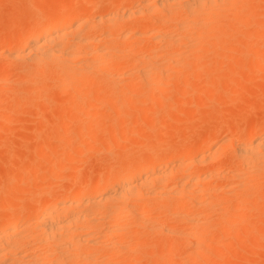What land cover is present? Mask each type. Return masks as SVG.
Returning a JSON list of instances; mask_svg holds the SVG:
<instances>
[{
  "label": "bare ground",
  "instance_id": "6f19581e",
  "mask_svg": "<svg viewBox=\"0 0 264 264\" xmlns=\"http://www.w3.org/2000/svg\"><path fill=\"white\" fill-rule=\"evenodd\" d=\"M137 1L139 0H69L68 3L58 5L51 3L52 1L47 3L49 9L44 11V7V12L41 11L40 16L35 17L31 24L28 23L29 27L22 35L0 43L3 60L13 61L15 64L13 69L5 68L4 76L0 78V88H12V98L15 97L16 102L24 104L26 101H19L18 91L22 88L31 93L40 90L35 86L31 89L27 86L30 87L31 82L39 81L44 75L50 76L41 86L43 91L53 86L58 93L56 99L61 101L68 98V108L77 113L73 118L60 110L57 124L66 125V133L72 126L78 125L86 138L89 135V125L93 122L91 118L107 116L108 112L104 111L107 107L116 109L117 106L118 112L116 110L113 116L107 118L116 124L128 115L126 109L135 108L142 97L148 100L144 107L146 111L158 102L163 105L164 99L160 101L159 97L175 89L177 80L191 70L190 75L184 79L186 90L192 83L190 79L195 76L194 73L206 70L202 59L208 52L211 53L209 46L214 41L209 39L214 37L222 46L225 43L232 46L237 27L240 28L239 25L252 18L258 9L264 8V3L251 0ZM38 3L35 1L33 4L36 6ZM245 16L248 19L245 20ZM263 23L264 21L260 24L262 28ZM221 34L223 39L218 37ZM255 35L257 38V34ZM253 36L254 34L252 38ZM263 37L258 38L262 40ZM258 38L255 39L254 36L250 45L253 41L255 44L259 42ZM240 43L244 44L239 41V45ZM225 49L224 46L212 58L220 57ZM261 52L263 51L255 52L258 60L264 58V52ZM230 59L233 61L234 56ZM228 67L227 62H220V66L214 68L212 74H237ZM250 69L258 70L259 64H254ZM12 71L13 74L26 78L27 86L21 85L19 81L9 80ZM208 85L212 87L213 83ZM225 86L233 88L232 83H226ZM184 90L180 93L183 99L186 95ZM93 92L98 96L94 99L91 97V100L87 96ZM88 98L91 101H87ZM183 99H178V102H185ZM7 100L0 99V104L3 105ZM176 101L174 104H179ZM182 102L181 107L185 104ZM174 104L172 107L175 110L171 105L168 106L170 113L166 111L168 108L164 110L165 105L159 107L161 111L164 110L163 113L166 111L171 116L179 108ZM17 106L15 111L18 110ZM140 115L141 111L137 115H131V119L135 120L134 117ZM143 117L140 116L144 120L141 121L145 122ZM129 119L124 122H131ZM161 119L166 120V116ZM2 120L3 116L0 115V122ZM123 120L120 122L124 124ZM39 121L43 124L41 118ZM150 128L149 123L145 130ZM220 130L219 127L213 130L214 136L212 134L210 144H206L207 138H204L195 145H182L181 149L175 147L177 150L172 148L165 151L167 158L159 154L164 149L160 150V145H155V151L152 150L150 140L154 138L149 133L150 130L146 131L151 136L144 138L147 142L141 143V149L146 146L148 148L143 151H147L151 147L152 153L147 152L148 155L131 161L130 158L127 159L129 154H137L141 149L137 148L138 152L130 150L128 155L123 154L127 160L120 157L118 164L109 168L107 166L102 176L92 183L80 182L73 175L74 180L70 185L55 192L48 191L51 179H39L43 182L36 181L38 185H32L34 190L28 189L33 191L32 195H28L31 197L28 205V200L21 198L27 195H19L24 194L21 190V193L17 192L20 197L17 194L12 197L13 194H10L11 200L8 201L9 194L5 195L6 192L3 191L6 188L2 189L0 264H138L143 258H147L149 262H157L160 260L157 256L154 255L156 258L152 260V254L147 253L157 246L165 249L163 264H170L171 252L175 248L179 247V251L180 247L186 249L184 253L181 249L183 254L180 255L186 253L180 259L185 263L188 256L202 253V247L210 249L211 241L214 240L210 238V234L209 237L202 232L207 225L214 222L221 231L215 228L221 233H230L235 229L234 220L232 221L234 217L245 219L248 214L264 212V189L259 184L264 177V119L252 126L231 151H228V140L218 146L213 141ZM113 132L118 131L114 128L112 134ZM163 135L162 130L159 136ZM189 139L187 138L188 141ZM155 141L156 139L154 144ZM219 148L222 152H233L230 159L238 167L220 174L216 172V164L205 166V160L197 157L200 152H218ZM72 150L65 146L59 152L63 154ZM37 154L41 157L43 155L40 150ZM60 159L61 162L64 157L61 156ZM49 161L47 163L50 165H43V170L48 168L49 171L57 172L59 164L63 163L52 162L54 159ZM26 168H22V180L16 178L13 179L14 182H27L24 179L27 177L28 180L30 169L25 171ZM228 206L233 209H228ZM224 242L219 241L220 244Z\"/></svg>",
  "mask_w": 264,
  "mask_h": 264
},
{
  "label": "rangeland",
  "instance_id": "374dc122",
  "mask_svg": "<svg viewBox=\"0 0 264 264\" xmlns=\"http://www.w3.org/2000/svg\"><path fill=\"white\" fill-rule=\"evenodd\" d=\"M35 1L37 3L39 2L36 6H34L35 4H33ZM35 1L34 0H0V43L2 41H7V40L10 41L16 37H19V35H22V33H24L23 31H26L27 28L29 27L28 23L30 22L32 23L35 20V17L40 16L39 14L41 11L44 12L47 9H49L47 6L49 2L52 1L51 3L58 5L60 3H68L69 0H39V1L35 0ZM99 1L103 2L105 0H99ZM128 1L136 2V0H128ZM251 1L252 2L258 1L260 3H264V0H251ZM44 7L46 9H44ZM42 9H44V11ZM245 10L246 9H244V11ZM244 19L246 20L248 18L245 16ZM263 19H264V8H260L256 11V14L252 18L244 21L243 25H239L240 28L237 27L234 34L235 41L233 39L231 42L232 46H227L226 44L228 43H225V45L222 46L221 43H220L221 45L219 44V40L214 37L209 39L211 41H213L214 39V41L212 42L213 44L209 46V50L211 53L208 52L206 56H204V58L202 59V63L203 64L205 63L206 70L200 72L199 74H195L196 72L194 73L195 76L190 79L192 83L188 86L189 89L186 87V90H184V85H185L184 79H186L187 76L190 75L191 70H189L188 74L183 75V77L180 78L181 80L180 79L177 80L178 84H176L175 89L169 90L162 97L161 96L159 97V99L161 98L160 101L164 99V102L163 101L162 102L163 105L165 106L161 105L160 102H158L157 104H155L156 106L154 105L150 108L149 111H146L144 107L146 106L148 100L145 97L140 98V101L135 108L126 109V113L128 112V115L127 116L125 115L126 119L124 118V120L123 119L120 120L121 122L122 120L124 122L125 120L129 119L130 116L129 120H131V122L133 121L132 123L134 124H132L130 121H126L124 122V124L119 121V123L114 124L112 123V120L111 121L107 120L108 116L110 118V115L113 116L116 113L115 112L116 110L118 112L116 105H115L116 109L115 107L114 108L107 107V109H104V111L110 113L109 115L107 113V116H103L104 118L100 116L102 118L94 117L95 119L94 118H91L92 120L90 119L93 122L90 121L92 124L90 123L89 125L90 126V128L88 129L89 132H87V135L88 134L89 135L86 136V138H85V134L83 135L81 132L83 129H81V127H79L78 125L72 126L70 131L66 133V125H61L59 123L57 124L56 121L58 120L60 110H64L66 115L71 116L73 118L76 117L77 113L76 111L74 110L72 111L71 109L68 108V104H66L68 102L66 101L68 98L66 99L65 97V99L61 100L62 102L56 99L58 98L57 95L58 93L55 90L56 88H53V86L46 89L47 91L45 89L43 91L41 86L44 85L43 83H45L47 77L50 78V76L47 77L45 75L42 76V79L40 78L39 81L31 82L32 85L29 87L25 85L26 78L22 76H17L13 74L12 71L9 75V80L12 81L14 80L13 82L19 81L21 85L23 86L25 85L29 89L35 86L40 90H36L31 93L28 92L26 89L24 90L23 88L20 89L21 91L20 90H19L20 92L18 91L19 93L18 95L20 97L19 101L21 100L26 101L24 102V104H21L18 103V101L16 102L15 97L12 98L13 97L12 96L13 94H11V91L13 92L12 88L11 90L8 87L0 88V99H4V100L8 99L6 103H4L3 105L0 104V115L3 116V120L2 122H0V191L2 189L5 190L4 188H6V191L3 190L2 191L4 193L5 192L7 193V194L5 193V195L9 194L8 196L10 198L7 199L8 201L9 199L11 200L10 194L11 195L13 194L12 195L13 197L15 194L18 195L19 193L24 192V194L22 195L19 194V195L20 196L27 195L25 196L26 198L25 197H21V198L28 200L26 201V203L27 202L30 203L29 201L31 197H28V195L29 194L32 195L33 191L29 190L30 191L29 192L28 189L32 188V190H34V187L36 186L35 184L38 185V183L43 182L40 181L42 180V178L43 179L47 178L52 180L50 187H48L49 188L48 191H52V192L59 191L61 187L70 185V183H72L74 179L80 180V182L82 180V182L92 183L94 180H97L99 179V177L102 176V173H104V171L107 169V166L109 168L112 167L113 164L115 163L118 164L120 162L119 159L121 160L120 157H124V159H126L125 156L128 155L127 153L131 152L130 150H136L137 148H138L137 150L141 149L142 148L141 145L147 142L145 139H148L151 135L152 138H154V140L156 139L155 141L156 144H154V140L152 138H151L152 140H150V144L152 145V150L155 151L154 150L156 148L155 145H157V147L160 145L159 147L160 150H162L163 148L164 149L162 150L163 152L160 151L162 153L159 152V154H161V157L167 158L166 157L167 155H165L166 153L165 151L171 150L172 148H173L172 150H177L179 148L181 149L182 145L184 146L195 145L198 142H201L202 139L204 138H207L206 144H210L209 142H212L211 137L214 136L213 130L216 127L217 128L219 127L221 128L219 135L216 138H213L214 140L213 139L212 140L216 142L217 146L223 144L226 140H228L227 142L230 144L229 145L227 144V147L229 148L227 149L228 151L233 150V148L236 147L235 145H237L238 142H240L243 139L246 132L252 126L257 125L264 119V58L258 60V57H256L257 51L258 53H260V51L264 52V37L262 40L258 38L264 36V28H262V26L260 25L261 22L264 21ZM262 25H264V23ZM257 26L261 28L258 27L255 30V27ZM255 31H257L258 33L257 32L255 33ZM253 34L255 36V39L258 38L260 41L258 40L259 42H257L256 44L253 41L251 42L252 45H250V41L253 40L254 38V36L252 38ZM255 34H257L258 36L257 38ZM218 37L219 39L221 38L223 39L222 34L219 35ZM238 40L240 42H243L244 44L240 43L241 45H239ZM228 45H230V43ZM224 46L226 47V49L224 52L222 51L223 54H221L220 57H215L213 59L212 57L217 55V53L221 52ZM229 47L230 50L228 49ZM231 49H234L233 51L237 50L235 51L237 53L235 52L233 53ZM1 50L2 49H0V78L4 76L5 68L8 67L9 69L10 68L13 69L15 65L13 61L6 62L5 60H3V57L1 55L3 52L1 53ZM233 56H234V60L237 59L236 60L237 62L235 63L234 60L232 61V59H230L233 58ZM220 62L222 63L227 62L230 71L233 70L231 72H235L237 74L233 76L232 74L226 76L213 75L212 73L214 71V68L219 67ZM254 64H259V69L256 71L255 70L251 71L250 68ZM211 82L213 83L212 87L208 85L211 84ZM226 83L228 84L232 83L233 88L226 87L225 86ZM183 90L185 91L184 94H186L184 95V99L180 95L181 91ZM233 94H235L236 96ZM21 96L23 98H21ZM95 96H98V94H95V92H93L88 94L87 97L93 100ZM42 98H44V100ZM90 99L87 101H91ZM178 99L181 100L183 99V101L185 100V102L182 101L181 102L185 103L186 105L182 104L183 106L181 107L180 104L181 102L179 103L178 101L180 100ZM175 101L180 104L179 105L175 103L179 108L177 109V111L174 112L172 111L173 113H171V116H169L168 112L170 113L171 111H169L170 109L168 108V106L170 107L171 105L172 107L173 106L172 104H174ZM160 105L164 107V110L168 108V110H166L168 112L165 111L167 115L165 112H164L165 114L163 113L164 110L161 111L162 109L159 107ZM16 106L18 107L17 111H15ZM173 108L174 107H172V109ZM138 109H140L141 111L140 116H144L143 119H145V122H142L144 120H142L141 119L142 117L140 118V116L137 117L135 116L134 117L136 118L135 120L131 119V115H137L138 112H140L138 111ZM154 112L156 113L158 112V113L156 114ZM39 114H40L39 117L41 118V123L43 124H40V121L38 122V120H40V118L38 117ZM160 114L161 116H159ZM162 115L166 116V120L161 119L163 118ZM198 119L199 121H196ZM138 122H140L139 125H137ZM148 122L151 124V128L149 129L150 130L149 133H151V135L146 132L149 130H145L147 129V126L149 124ZM133 125H135V127ZM114 128L115 131H118V132H113L115 135L112 134V130L114 131ZM187 128H190L191 130L190 129L187 130ZM162 130L164 131V135L159 136V133L161 135ZM123 132L125 134H123ZM187 132L189 134H187ZM187 138L188 139L190 138L191 140L189 139L188 141ZM144 141L146 142L144 143ZM65 146L71 147L73 150L68 153L64 152L63 154H60L59 151L62 150V148ZM20 149H22L23 152ZM143 149H141V152L139 151V153L137 154L130 153L127 159L130 158L129 160L136 161L140 159L142 156H146V154L148 155V153H152L151 147L149 148L150 150L148 149L147 151L146 150L143 151ZM223 149L221 147L222 151H224ZM38 150L42 151L43 158L41 156H38L37 154ZM31 151L33 154L30 153ZM222 151H220L219 148L218 152H208V153L200 152L197 155V157L199 159L205 160V161L203 160L205 166H212L216 164L215 167L216 172H219L220 174L227 173L232 169L238 167V164L230 159L231 154L233 152H222ZM24 153H26V156ZM124 153H126V155ZM23 154L25 157L23 156ZM123 154L125 156H123ZM20 156H22V158ZM61 156L64 157V159L61 161L63 163L60 162ZM201 156L204 157L206 156V157L204 158ZM13 157L15 158V160ZM48 158H50L51 160L54 159V161L52 162H56V163L59 162L63 164L62 165L63 168H60L61 164H59L60 165L59 168L61 171L59 170V168L58 169L55 168L62 173L60 172L58 173V171L54 172L55 170L49 171L47 170L48 168L45 169L47 166L50 165L49 163H47L50 162L49 161L50 159ZM56 158L58 159V161ZM27 160H29V162L31 161L34 162L28 164L29 162ZM18 163L19 165H21L22 168L23 167L26 168V166L28 165L25 171L30 169V172L28 171V175L30 177V178L28 177L29 181L27 180L26 177V179L24 180L27 182L25 183L19 180H16L15 182L13 181V179L16 178L17 179L20 178V180H22L23 177V176L21 177L23 170L21 167H19V165H17ZM24 163L26 165H24ZM221 163L223 164L220 165ZM43 165L46 166L44 168L45 170H43L44 167ZM8 166H10V168ZM14 167L16 168L14 169ZM39 167H41V169ZM29 173L32 174V176ZM73 175H74V179H73ZM36 181H38V183ZM9 182L11 183L13 182L14 185H11V183ZM259 184L262 185V188L264 189V177L263 179H261V182ZM32 185L34 187H32ZM24 189L28 191L27 192L28 194ZM20 190L21 192H19ZM19 195L18 197H20ZM5 197L7 198V196ZM230 208L231 206L228 209ZM231 209H233V207ZM255 214L254 213L253 214L251 213L250 215L248 214L247 215L248 217H245V219H241V218L238 219L237 217L236 218L234 217L232 221L234 220L233 223L235 229L232 230L230 233L222 232L223 233L222 234L220 232L221 230L217 227V225L214 224V222L211 223L214 225L211 224L210 226L207 225L208 227H205L202 232L205 234L207 233L206 234L207 236H209L210 234L211 237L210 236L209 237L212 238V240H214L213 242L211 241L210 244L211 248L204 249V247H202L201 248L202 250H200L202 251V253L199 252L200 254H193L188 256V260H186L185 263H183L184 261L180 259H182V257L186 253L182 256L180 255L183 254L186 249H182L180 247V251H179L178 250L179 247L175 248L173 252H171L170 264H264V212L261 214H256V215ZM211 226H213V228ZM178 227L180 228L181 224L178 225ZM215 227H217L220 231ZM213 234L214 236H212ZM220 240H224L225 242L223 244H220L219 243ZM164 241H166V239H164ZM167 241L170 240L167 239ZM181 249L184 250L183 253ZM151 250L152 249H149L147 253L149 255L152 254L151 255L152 260L153 259L155 260L156 258L154 257V255L157 256L160 260H158L157 262H149L147 261V258H143L142 261H139L138 264L142 262H143L142 264H153V263L163 264V256L166 253L165 249H162L161 246H157L153 248L152 251ZM147 253L145 255H147Z\"/></svg>",
  "mask_w": 264,
  "mask_h": 264
}]
</instances>
